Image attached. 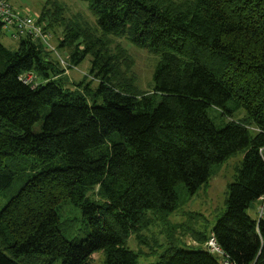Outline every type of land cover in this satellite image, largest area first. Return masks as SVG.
<instances>
[{"label":"trees","instance_id":"obj_1","mask_svg":"<svg viewBox=\"0 0 264 264\" xmlns=\"http://www.w3.org/2000/svg\"><path fill=\"white\" fill-rule=\"evenodd\" d=\"M84 1L95 26L60 21L53 48L7 29L13 46L0 22V264H264L247 212L264 195V0ZM115 37L156 56L152 90L116 83ZM57 50L89 57L96 86L70 83ZM238 153L224 212L169 222ZM152 221L167 243L141 256L127 239L150 242Z\"/></svg>","mask_w":264,"mask_h":264},{"label":"rangeland","instance_id":"obj_2","mask_svg":"<svg viewBox=\"0 0 264 264\" xmlns=\"http://www.w3.org/2000/svg\"><path fill=\"white\" fill-rule=\"evenodd\" d=\"M9 11L15 15L21 17H30L36 23V19L46 15L48 18L47 22L45 21V26L41 27V34L51 48L57 45L59 38L63 35L64 24L70 20H77L79 23H87L92 27L95 26V17L92 15L91 10L88 6V3L84 0H5ZM45 9V10H44ZM45 11L43 16L41 12ZM63 16L67 17L64 18ZM69 18V19H68ZM65 20V23H64ZM52 21V26H51ZM60 21L63 24L60 25ZM39 25V22L36 23ZM51 26V27H50ZM48 28V29H47ZM51 30H50V29ZM43 30L47 32L44 33ZM9 32L7 29H2V34L4 40H8V43L11 41L6 38L5 35H8ZM40 35L35 36L38 38ZM111 52L115 55L113 64L115 67L114 77L116 83L119 82L123 84H131L132 88H135L137 91L148 92L152 90V73L157 62L156 56L151 53H148L147 50L142 49L132 43H130L125 37H115L111 38ZM40 41V40H39ZM11 45H15V42H12ZM58 58L61 60L62 66L66 68L65 74L69 78V82H78L83 80L85 83H92V87H95L97 82H92V75L89 73L90 62L89 57L78 66L74 68H69L67 60V53L62 51H56ZM91 80V81H90ZM242 153H238L229 159H227L222 165L216 168L211 175L207 184H204L198 192L193 196H185L183 198V204L180 206V209L171 216L169 222L179 223V221L184 220V223L193 224L197 220L195 226L202 229L203 216L209 221H214V219L220 216L225 210V199L227 196V186L230 182L234 180L236 173V167L242 159ZM96 194V193H95ZM99 197V195L97 196ZM100 198V197H99ZM260 203V200H257L253 203L248 209L247 212L252 218H257V206ZM188 211L199 213L197 216L199 219H192L191 221L187 219L186 213ZM198 220H201L198 223ZM152 227L144 229L143 235L146 240L150 239V242L146 244H141L139 240H135L133 236H130L127 239V245L130 246L135 251H138L141 256L144 254L152 253V250L149 249L148 244L153 245L154 249L157 250L158 244L165 245L167 243V231L164 229L160 222L152 221L150 226ZM169 225V224H168ZM166 226V225H165ZM174 231L175 240L177 243L183 244L184 247L191 249L196 245L194 241L188 234V232L183 231L181 227L171 228ZM173 235L170 236V240H173ZM142 240V239H141ZM143 241V240H142ZM209 241L205 243L206 247L209 248ZM187 244V245H185ZM149 245V246H151ZM166 246V245H165ZM151 248V247H150ZM160 248H164L160 246ZM196 249V248H192ZM155 250V251H156ZM212 250V249H211ZM210 250V251H211ZM93 261L97 264L101 261V256L99 254H94ZM143 257L139 258V261L144 263ZM157 255L153 256L152 262L157 260Z\"/></svg>","mask_w":264,"mask_h":264},{"label":"built area","instance_id":"obj_3","mask_svg":"<svg viewBox=\"0 0 264 264\" xmlns=\"http://www.w3.org/2000/svg\"><path fill=\"white\" fill-rule=\"evenodd\" d=\"M0 22L5 29H10V31L17 29L19 33L32 36L33 38L41 35L40 25H36L30 17H21L9 11L5 0H0ZM257 218H264V195L260 198V203L257 206ZM209 250L211 252L220 251L214 239L209 242Z\"/></svg>","mask_w":264,"mask_h":264}]
</instances>
